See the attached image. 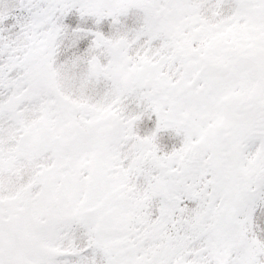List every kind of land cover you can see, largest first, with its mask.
I'll return each mask as SVG.
<instances>
[{"label":"snow or ice","instance_id":"obj_1","mask_svg":"<svg viewBox=\"0 0 264 264\" xmlns=\"http://www.w3.org/2000/svg\"><path fill=\"white\" fill-rule=\"evenodd\" d=\"M0 264H264V0H0Z\"/></svg>","mask_w":264,"mask_h":264}]
</instances>
